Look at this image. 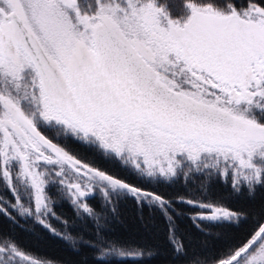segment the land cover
<instances>
[{"label": "snow or ice", "instance_id": "1", "mask_svg": "<svg viewBox=\"0 0 264 264\" xmlns=\"http://www.w3.org/2000/svg\"><path fill=\"white\" fill-rule=\"evenodd\" d=\"M75 145L148 183L199 175L201 194L166 197ZM214 180L237 196L264 189V0H0V216L59 235L56 189L97 222L90 246L107 255L89 201L130 197L166 218L174 264H209L178 235L174 204H187L198 230H222L211 264H264V208L207 198ZM27 260L0 237V264Z\"/></svg>", "mask_w": 264, "mask_h": 264}, {"label": "trees", "instance_id": "2", "mask_svg": "<svg viewBox=\"0 0 264 264\" xmlns=\"http://www.w3.org/2000/svg\"><path fill=\"white\" fill-rule=\"evenodd\" d=\"M74 149L79 158L93 166L133 184L154 189L166 197H178L185 193L199 197L201 194L198 185L203 177L199 175H194L187 184L183 176L171 183L157 184L155 181L148 183L130 174L129 171L100 159L85 146L75 145ZM56 191L51 189L54 197L52 207L59 219H50V223L57 229L59 235L53 234L31 217L14 213L16 222L13 223L7 217L0 216V237H7L17 242L21 251L28 257L24 264H33V262L35 264H174L173 249L168 240V223L158 209L142 207L130 197L115 199L109 207L104 206L99 194L94 199H90L89 203L103 214L99 226L103 228L101 235L107 246L101 247L107 255H102L90 246L98 238L97 222L93 218L74 214L69 202L56 198ZM206 196L223 198L233 207H243L254 213H259L264 208V189H258L254 198H249L247 192L237 196L228 185L214 180ZM112 207L115 211H112ZM174 207L179 213V215L173 214L178 226V235L183 237L188 257L200 260L208 258L211 264V258L219 254L224 244L222 230L206 227V230L201 232L191 220L196 214L195 209L180 203L174 204ZM65 220L69 222L67 225L64 224ZM245 230L241 229L232 235L235 239H239ZM66 233L82 237L83 241L88 243L77 242L74 245L71 239L65 238ZM113 248L122 251L124 255L113 253Z\"/></svg>", "mask_w": 264, "mask_h": 264}, {"label": "rangeland", "instance_id": "3", "mask_svg": "<svg viewBox=\"0 0 264 264\" xmlns=\"http://www.w3.org/2000/svg\"><path fill=\"white\" fill-rule=\"evenodd\" d=\"M33 208H34V203H33Z\"/></svg>", "mask_w": 264, "mask_h": 264}]
</instances>
